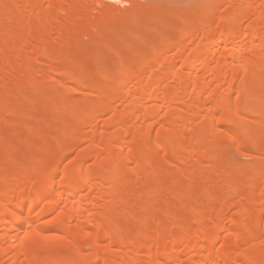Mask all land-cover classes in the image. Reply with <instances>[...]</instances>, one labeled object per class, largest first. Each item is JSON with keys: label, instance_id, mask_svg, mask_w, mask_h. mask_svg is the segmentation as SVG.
<instances>
[{"label": "bare ground", "instance_id": "bare-ground-1", "mask_svg": "<svg viewBox=\"0 0 264 264\" xmlns=\"http://www.w3.org/2000/svg\"><path fill=\"white\" fill-rule=\"evenodd\" d=\"M112 1L0 0V264H264V0Z\"/></svg>", "mask_w": 264, "mask_h": 264}, {"label": "rangeland", "instance_id": "rangeland-1", "mask_svg": "<svg viewBox=\"0 0 264 264\" xmlns=\"http://www.w3.org/2000/svg\"><path fill=\"white\" fill-rule=\"evenodd\" d=\"M173 2H174V0H172ZM185 1V0H184ZM188 1V0H187ZM113 3H116L117 1L116 0H113L112 1ZM175 2H177L176 0H175ZM178 2H181V1H178ZM119 3V4H118ZM116 5V4H115ZM123 6V4L122 3H120V1H118L117 2V6ZM232 158L233 159H235V160H238V161H240V160H243V158L242 157H240L239 155H237V154H232Z\"/></svg>", "mask_w": 264, "mask_h": 264}]
</instances>
